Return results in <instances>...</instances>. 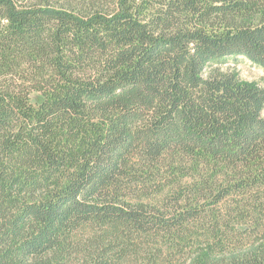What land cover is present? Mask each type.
I'll list each match as a JSON object with an SVG mask.
<instances>
[{"label": "trees", "instance_id": "obj_1", "mask_svg": "<svg viewBox=\"0 0 264 264\" xmlns=\"http://www.w3.org/2000/svg\"><path fill=\"white\" fill-rule=\"evenodd\" d=\"M264 0H0V264H264Z\"/></svg>", "mask_w": 264, "mask_h": 264}, {"label": "rangeland", "instance_id": "obj_2", "mask_svg": "<svg viewBox=\"0 0 264 264\" xmlns=\"http://www.w3.org/2000/svg\"><path fill=\"white\" fill-rule=\"evenodd\" d=\"M227 66L235 70L241 81L257 86L264 85V71L251 61L240 58Z\"/></svg>", "mask_w": 264, "mask_h": 264}]
</instances>
